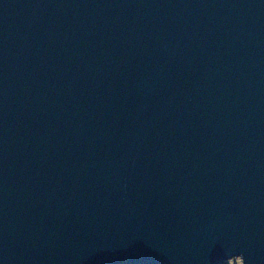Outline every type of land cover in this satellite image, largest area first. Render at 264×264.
I'll return each mask as SVG.
<instances>
[{"label": "water", "instance_id": "1", "mask_svg": "<svg viewBox=\"0 0 264 264\" xmlns=\"http://www.w3.org/2000/svg\"><path fill=\"white\" fill-rule=\"evenodd\" d=\"M264 264V0H0V264Z\"/></svg>", "mask_w": 264, "mask_h": 264}, {"label": "rangeland", "instance_id": "2", "mask_svg": "<svg viewBox=\"0 0 264 264\" xmlns=\"http://www.w3.org/2000/svg\"><path fill=\"white\" fill-rule=\"evenodd\" d=\"M227 264H242L241 259H236V260H232L230 262H228Z\"/></svg>", "mask_w": 264, "mask_h": 264}]
</instances>
